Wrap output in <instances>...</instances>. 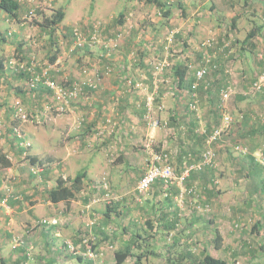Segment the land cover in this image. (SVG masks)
<instances>
[{
	"label": "crops",
	"instance_id": "0c3cea01",
	"mask_svg": "<svg viewBox=\"0 0 264 264\" xmlns=\"http://www.w3.org/2000/svg\"><path fill=\"white\" fill-rule=\"evenodd\" d=\"M160 1L161 4L155 2L146 3V0H126L123 4L125 11L120 15L112 10V3H101L95 5L92 10L97 16L93 21L85 17L77 19L76 23L83 21L79 24L83 28L88 27L84 29L85 31L91 32L95 24L98 26L105 42L117 38L119 46L117 47L118 49L115 48L109 51L102 43H99L95 46L89 45L92 48L87 46L85 52H79L77 53L78 55L75 54L77 57L76 62L88 61L92 67H100L101 78L97 89H88V96L74 101V103L72 102L64 112L59 113L56 109L54 112L48 111L49 109L47 108L50 102V105L53 104L52 93L43 84H39L34 90L29 89L24 78H18L11 70L12 78H18L16 80L17 87L11 88L10 84H7L8 92L4 84L0 85V87H3L0 92V113L4 122V126L0 127V264L93 263L87 257L80 259L79 256L62 255L65 253L62 243L68 240L73 241L75 244L81 242L77 228L83 225L82 221L88 218L86 217L87 208H90L91 205L87 206L91 202L93 194L97 192L96 179L105 173L106 178L108 177L110 180L108 181L113 184L112 174L115 168L127 165L126 167L129 171L135 169L136 165H140L137 170H142L138 172L136 180L133 182L134 186H136L139 178L147 169L146 159L150 153L152 156L155 154L148 148L143 149L144 151H141L142 148H138V144H141L143 140L147 141H143L146 146L148 141L149 143L154 141L163 142L164 144L162 145L169 148L170 154L174 155L172 159H175L177 163L180 162L181 165L188 160L185 156L192 147L186 151L184 150L187 147L184 144L185 141L179 140L178 132L176 135L174 130L176 127L172 125L183 122L184 118L181 119V109L186 101L190 99L191 101L189 102L192 103L194 99L192 96H187L188 89L185 86H189L192 83L191 81H193L195 74L194 68L205 66L202 65L205 61H201L202 54L197 53L195 55L196 61L202 63L193 67L192 64H195L193 53L190 54V58L185 60H177L175 54H171L175 58L173 59V64L171 63L166 70L165 75L167 77L165 76L164 78L168 81L166 85H157L156 80L152 78L150 67V63L154 60H150L149 55L152 57L153 55L151 52L147 53L151 49L152 44L159 49L162 44L167 43V38H172L173 40V38L178 36L177 31H181L180 36L183 37L184 42L191 43L198 42L208 34L219 37V41L228 39L230 35L242 37L245 30L248 29L243 41L251 43V52L254 57L256 58L257 50L255 49L257 47L262 45V50L264 48V17H262V24L260 20H254L251 25H246L241 13V5L235 7L241 13L238 14L237 20L221 23L220 26L216 20L209 21V19H204L206 17L209 18L207 15L211 14V11L221 9L220 5H216L215 2L209 7L204 3L197 5L194 0H179L177 4L172 3L170 5H166L162 0ZM231 4H234V2H231ZM231 4H227V6ZM245 4L249 8L252 7V9L261 8L264 5V0H252ZM224 10H227V8ZM157 11L159 15L156 14ZM161 11L163 12L162 14ZM226 14L228 15V13ZM9 20L15 23H9L10 28L7 34L3 32L5 35L3 37L6 41L5 48L1 50V54H3L4 58L6 56L9 58L11 56V46L15 47V44L23 43L21 38L25 37L22 34L20 35V31L18 33L14 31L17 27L23 28L26 25V21L10 16ZM11 25L14 26L15 30L11 29ZM67 26L72 28L74 25H63L61 22L62 28ZM140 28L142 32H139ZM145 28L147 29L145 30ZM224 28L228 29L225 33ZM250 34L252 36L248 38ZM258 41H261V43H257ZM137 47L139 52L135 53ZM23 53L25 52L21 51V55ZM242 54L250 59L249 51H243ZM31 57L29 55V57L25 58L27 63L30 62L29 58ZM56 60L55 71H51L58 76V79H63V75L65 76L66 73L64 70V73L60 75V72L56 73L58 69H68L69 76L65 77H69L70 81H73L74 77H77V80L81 77V71L79 73L78 70L73 71V59L68 57V52L65 49L57 54ZM70 64L71 66L69 67ZM177 64L187 66L184 86L177 83L178 75L175 70ZM106 65L112 66L113 70L110 73L106 72ZM41 66V63L40 66L34 64V69L30 72L31 75L32 73L41 74L45 71L51 73L48 70H41ZM4 73V71H0V76L4 75ZM3 79L4 77L1 78V81ZM165 86L168 91H164ZM191 90L192 86L189 90V95ZM209 91L211 92V90ZM8 93L13 96V100L7 99L6 94ZM168 95H174V97L171 98ZM182 96H184V99ZM151 98L153 104L150 102ZM16 99L22 101L25 109L32 114V119L23 121L16 116L14 106ZM169 101L174 102L175 106L178 107L169 112L171 114L170 124H172L169 133L171 134L163 139L164 135L161 129L156 130V128L146 125L145 114L148 106L151 105V107H156V110L160 113L159 105L166 108L167 104L169 105ZM189 102L187 103L191 108ZM190 113L192 112L189 111ZM37 117L38 120H36ZM245 122L248 123L247 125L252 126L253 121L250 116H246L244 121L242 119L241 123ZM184 123L188 128L192 129L201 122L198 118H189V121ZM255 129L258 128H251L248 134H244L248 129L242 128L241 132L244 136H241L238 132L234 134L235 137L238 135L239 138H242L244 142L248 143L253 139L251 144L258 143V140H254V138H257L254 132ZM2 135L4 136L1 137ZM138 141L141 142L139 143ZM200 143L196 144L195 147L200 146ZM252 165L255 167L257 164L252 160ZM98 169H101L102 172L91 173L92 170L97 171ZM251 169H253V166H251ZM120 170L122 172L125 171L123 169ZM80 171H86L87 176L84 179L82 189L76 193V196L70 202H66L63 199L54 201L52 192L56 190L58 178L62 177L63 179L72 180ZM37 174H39L38 179L34 180ZM200 182L201 180H195L194 173H190L185 185L191 186V188L194 186L199 188L201 186ZM156 184H161L168 190L173 188L177 192L178 188H180V186H176L177 188L175 186H167L162 181H157L154 185ZM253 184L252 191H254L253 188L259 187L257 180ZM168 194L169 197L172 193ZM215 194L217 196L212 197ZM219 196L218 193L212 191L208 197H194L190 202L200 201L201 206L197 207H202L206 203H210L212 206L217 205V207L219 205L220 207L222 206L220 200L224 198ZM174 197L175 195L171 196L170 199ZM217 197H219V201ZM256 203L255 208L258 215H256L257 219H255L254 225L262 243L260 240L258 241L262 245L255 244L259 247L258 250L264 251V208L261 207V205L264 206V203L262 200ZM79 204L84 205L85 210L81 209ZM44 205L53 208L48 214L39 215L36 210ZM58 207L64 208H61V210ZM220 208H218V213L216 214L219 218L215 221L219 220L222 224L223 222L219 216ZM236 209L235 213L237 215L234 216L233 220L235 222L236 220L239 222L246 220L244 213L240 212V206H236ZM58 211H63V215L61 213L57 216ZM53 217L58 218V223L46 226H37L35 224L41 218ZM131 217V215L128 217L129 221ZM64 218L67 220L65 221L67 224L61 226ZM195 220L196 215H192L191 223H194ZM132 225L139 224L132 222ZM122 227L124 230L127 228L129 235L133 234L132 231L128 230L127 226ZM219 227L222 231L221 235L225 236L223 228ZM104 236L106 237L105 233ZM126 239L121 241L124 243L128 242V238ZM34 246L35 252L38 251V253L34 254L35 258L32 254ZM31 256L32 260H30Z\"/></svg>",
	"mask_w": 264,
	"mask_h": 264
},
{
	"label": "rangeland",
	"instance_id": "374dc122",
	"mask_svg": "<svg viewBox=\"0 0 264 264\" xmlns=\"http://www.w3.org/2000/svg\"><path fill=\"white\" fill-rule=\"evenodd\" d=\"M162 1L165 2L166 5L172 3L177 4L179 2V0ZM251 1L252 0H194L197 5L204 3L210 7L213 2H215L216 5H220L221 9L218 11H211L212 13L207 15L209 18H204L207 20L209 19V21L216 20L217 24L220 26L221 23L237 20L238 14L241 13L245 19L246 25H251V22L254 20H260L262 24L264 5L261 8L252 9V7L249 8L248 5L245 4ZM125 2L126 0H37L36 4L38 7L35 14L31 17L28 15L27 8L23 6L19 20L26 21V25L21 29L17 27L16 30L14 26L11 25V29L15 30L14 32L17 33L20 31V35L22 34L25 37L21 38L23 43L15 44V47L11 46L10 54L11 56H16L18 59L21 58V62L26 67L30 65L27 64V59L25 58L31 55L32 57L29 58V63H31V65L38 64V66H40L41 63V70H48L51 72V76L56 78L59 82L65 84H70L69 82L73 83L77 80V77H74L73 81H70L69 77H65L69 76L68 69L56 70V73L60 72V75L64 73L65 70L66 73L65 76L63 75V79H58V76L54 75L53 71H55L57 60L51 61V58L54 54L57 55L61 50L63 51L65 49L68 52V57L73 59V71L78 70L79 73L81 67L91 66L88 61L76 62L77 57L75 54L85 52L87 46L88 48H92L89 45L86 47L74 48V41L72 40L73 27L83 22L79 21V23H76V21H78L77 19L85 17L93 21L97 16H95L92 10L95 5L101 3H112V10L120 15L125 11L123 5ZM231 2H234V4H231ZM146 3L150 2L146 1ZM227 4L231 5L227 6ZM26 5L28 7V4ZM136 5L138 4L136 3ZM237 5H241V13L235 8ZM61 7L66 11V16L62 24H73L74 26H72V28L71 26L70 28H68L69 26L62 28L60 23L50 37V28L44 23L45 17L54 14V12ZM226 8L227 10H224ZM158 13L157 11L156 14L159 15ZM162 13L161 11V14ZM226 13H228V15ZM9 23L15 22L10 21L8 14L0 9V32L2 30L0 37L3 38V36H5L4 33L7 34L10 28ZM85 28L88 27H84V29ZM146 29L147 28H145V30ZM227 31L228 29L224 28V33ZM139 32H142L141 28ZM177 32L178 36L173 38V40L172 38H167V43L162 44V47H159V49L152 44L151 49L148 50L147 53L151 52L153 55V57L149 55L150 60L167 62L163 70L158 71H155L153 68V61L150 63L153 80H156L157 85H166L168 81L164 78L166 76V70L173 62L175 56L177 60H185L186 58H190L191 53L194 54L193 57L195 60V64L191 63L193 67L199 66L202 63L196 61L195 55L197 53L202 54L200 60L205 61L202 65L209 66L208 74L202 79H197L193 71H191L194 74V79L191 81L192 85H189L190 87L186 85L185 87L188 89L187 96H191V94L189 95V90L191 86H193V83H197V103L196 107L192 109L187 103L191 101L190 99L184 103V107L181 109V119L184 118L183 122L173 125L170 124L171 114L169 112L178 107L175 106V103L172 101H169V105L167 104L166 108L159 105L160 113L156 110V107H151L152 105L148 106L145 114V121L147 126L156 128V130L161 129L164 135L163 139L171 134L169 133L171 125L176 127V129H174L176 135L178 132L179 140H184V144L187 146L184 150L186 151L188 148L192 147L189 149L191 152L188 151L185 156L188 160L181 165L180 162L177 163L175 159H172L174 155L170 154V149L164 147L162 145L164 143L161 141H154L151 143L148 141L147 146L144 144V142L147 141L143 140V143L138 141L139 143L141 142V144H138V148H142L141 151L148 148L155 154H168L169 157L171 155L170 160L176 168V171L182 172L186 167H192L202 162L203 154L208 148V145H211V148L216 152L212 164H202L201 169L196 170L192 168L190 170L191 174H195V180H201V186H199V188L194 186L192 187L193 191L189 192L188 190L191 189V186H186L184 183L178 188L177 192L174 191L173 188L168 190L163 185L156 184L147 193L137 194L134 190L135 186L133 182L136 180L135 178L138 172L142 170H137L140 165H136L134 167L135 169L129 171L127 170V165L115 168L112 174L113 184L109 182L110 180L108 177L106 178L104 173L96 179V184L98 186L96 189L97 192L93 194L94 196L91 198V202L87 207L91 206L87 208V213L85 212L86 217H88L86 219L87 221H82L83 225L77 228V230H79L78 236L81 242L75 244L71 240L64 241L62 247L65 253L62 255L82 256L84 258L88 246H94L92 249L95 251L96 256L93 260V264H117L114 253L116 250L125 246L126 242L124 243L122 241L128 238V241L132 242L134 241L133 237L136 235V232H140L141 236L139 235L136 237L137 244H139L135 248L136 252L134 251L135 253L127 258L126 264L133 263L138 254L142 255L139 264H201L206 253L215 257L218 256L219 258L223 257L229 260L230 264H264V251L258 250L259 247L256 245L262 243L261 238H259L254 225L255 219H257L256 215H258L255 208L257 205L256 202L262 200L264 203V164L260 163L262 162L260 160L264 159V136L261 137V141L257 139L259 141L258 143L251 144L253 141H250L247 145L242 138H239L238 135L235 137L234 134L238 132L241 136H244V134H248L251 128H264V126H262L264 125V85L261 89L255 88V82L264 76V48L262 50V45H260L255 49L257 50L255 58L251 52V43L243 41V38L248 33V29L245 30L244 36L242 37L230 35L228 39L219 41V37L208 34L198 42L191 43L184 42L183 37L180 36L181 31ZM0 42V48L3 50L5 48V42ZM99 43L101 42L95 43L94 46ZM257 43H261V41ZM16 46H18V48H16ZM21 51L25 53L21 55ZM243 51L250 52V59L242 54ZM137 52H139L138 47L135 50V53ZM171 54H175V56ZM23 56L26 57L23 58ZM208 59H210V61H208ZM6 62H8L7 56L5 57V63ZM183 62L186 63L185 61ZM70 66L71 64L69 67ZM195 70L196 68H194V71ZM153 71H155L154 74ZM2 77H4V79L1 81ZM23 78L26 81L27 87L30 89V79L27 80L25 77ZM17 79L12 78L11 74L5 73L0 76V85L4 84L7 90V84H10L11 88H16ZM209 83L210 85H208ZM2 89L3 87H0V92ZM209 90H211V92ZM226 90L229 91V96L227 98L224 97V92ZM164 91H168L166 86L164 87ZM6 96L8 100L14 99L9 93L6 94ZM168 97L173 98L174 95H168ZM182 98L184 99V96H182ZM150 102L153 104L152 98ZM49 111L54 112L55 109L52 108ZM189 111L192 113L189 114ZM225 112L230 113L232 117L231 124L227 127L223 124V115ZM1 116L0 113V117ZM246 116H250L253 123L252 126L247 125L244 128L245 130L248 129V131L243 134L241 132V121L242 119L244 121ZM189 118H198L201 123L192 129L188 128L184 122H188ZM216 129L223 130L222 136L208 144V139ZM3 136L4 135L1 137ZM200 141H202V143H200ZM198 143L201 145L195 147ZM238 143L246 144L249 147H247L249 151H237L235 146ZM155 154L152 156L150 153L149 157L146 159V168ZM252 155L256 158V162L258 161L262 165L261 168H259L260 166L258 167V164L255 165V167L252 165ZM251 166H253V169H251ZM120 169L125 171L122 172ZM98 172H102V170H92L91 173L97 174ZM38 175L39 174H37L34 180L38 179ZM105 178L107 187L103 186ZM256 180L259 183V187L256 189L253 188L254 191H252V187H254L253 183ZM212 191H215V193H218L224 198L220 200V202H222L221 208L219 205L218 207L217 205L212 206L210 203H206L202 207H197L201 204L200 201L190 202L194 197H208ZM168 193L172 194L168 197ZM174 195L175 197L170 199V197ZM216 196L217 194L212 197ZM219 197H217L218 201ZM119 201L121 203L118 207L116 206L115 209H112L110 214H105L108 205L111 206L114 202ZM237 203L239 204L237 205ZM194 205H196L197 208L194 207ZM236 206H240V212L244 213V217L247 218L246 220H242L241 222L237 220L235 222L233 220L234 216L237 215V213H235V210L237 211ZM79 207L85 210L84 205L79 204ZM128 207L131 208L128 209ZM261 207L264 208L263 205H261ZM52 208L53 207L44 205L36 210V212L39 215L48 214ZM58 208L61 209L64 207ZM123 208L125 209L124 211H122ZM218 208H220L219 216L223 222L222 224L219 220L215 221L219 218L216 216ZM61 213L63 215V211H58L57 216ZM130 215L132 217L129 221L128 217ZM192 215H196L194 223H191ZM147 220L153 222V228L146 224ZM63 221V223L61 222V226L67 224L65 218ZM132 222H136V224L138 223L139 225H132ZM35 224L37 226H46L43 224L38 225L37 221ZM123 225L127 226L128 230L132 231L133 234L129 235V232L127 233L126 230L127 228L125 230L123 229ZM219 226L223 228L226 238L221 235L222 231ZM217 233L223 237L220 241L221 245L218 248L215 238ZM258 240H260L261 243ZM245 242L246 244H244ZM35 253H38V251L35 252L34 246V248H32L34 258ZM30 260H32V256Z\"/></svg>",
	"mask_w": 264,
	"mask_h": 264
},
{
	"label": "built area",
	"instance_id": "2783aa9c",
	"mask_svg": "<svg viewBox=\"0 0 264 264\" xmlns=\"http://www.w3.org/2000/svg\"><path fill=\"white\" fill-rule=\"evenodd\" d=\"M32 7H30L28 15L31 17L35 14L37 9V0H27ZM91 32H87L84 30L83 26L80 24H77L73 28V41H74V48L77 47H86L87 45H94L95 43L101 42L103 46H105L109 51L117 48L119 46V41L117 38L113 40H109L108 42H105V39L103 38L102 34L99 31V28L97 25L94 24L92 27ZM73 48V49H74ZM210 61V59H208ZM19 60L17 58H10L8 64L11 65V67L17 68L19 65ZM167 65V62H163L160 60H156L152 62V66L155 69V71L163 70V68ZM33 66L30 65L26 67L30 72L33 71ZM20 67V65H19ZM21 67H24V64H21ZM105 70L107 73H110L113 68L110 65L105 66ZM209 71V66H201L199 68H196L195 74L197 79L204 78ZM44 74H47V71L44 72ZM101 78V68L98 66L90 67V66H83L81 67V77L70 84H65L62 82H59L53 77L46 78L43 80V85L49 89V91L52 93V101L53 104L49 105L47 109H56L57 112H64L67 110V107L70 106V104L74 101H77L83 97L88 96L87 92L88 89H97L99 79ZM40 76H37L36 74L32 73L31 79H30V87H36L39 84ZM264 85V76H262L257 82H255V88L261 89ZM193 91L191 93V96L194 98L192 103H190L191 108L196 107L197 103V83L193 84ZM229 96V91L224 92V97L227 98ZM15 114L16 116L23 120L28 121L31 118V115L24 107L22 101L20 99L15 100ZM48 110V111H49ZM35 115V114H34ZM38 120V117L36 118ZM224 120V126L227 127L229 124H231L232 117L230 113L225 112L223 115ZM4 126L3 119L0 117V127ZM223 130L216 129L215 132L210 136L208 139V144L212 143L213 141L219 139L222 136ZM30 144V143H29ZM235 149L237 151L246 152L248 151L246 146H243L242 144H236ZM216 156L215 150L211 148V145H208V148L206 149L205 153L203 154V161L193 165L192 167H186L184 171L177 172L176 168L172 164L170 157L168 154H155L153 159L149 162L147 169L142 174V176L139 178L136 186H135V192L139 194H144L147 191L151 189V187L157 182L162 181L165 185H176V186H182L189 174L190 170L192 168L198 170L201 169V165L205 164H212L214 157ZM261 163L264 164V159L260 160ZM197 167V168H196ZM104 187H107V181L106 178L104 180ZM189 192H192V188L188 190ZM38 224L43 225H53L58 223V218H43L41 220L37 221ZM85 257L90 258L92 260L95 259V251L92 249L91 246H88L87 251L85 252Z\"/></svg>",
	"mask_w": 264,
	"mask_h": 264
},
{
	"label": "trees",
	"instance_id": "16d2710c",
	"mask_svg": "<svg viewBox=\"0 0 264 264\" xmlns=\"http://www.w3.org/2000/svg\"><path fill=\"white\" fill-rule=\"evenodd\" d=\"M146 1L155 2L157 4H161L160 0H146ZM26 4H28V7H27ZM23 6L25 8H27V12H29L30 7H32V5H30L27 0H0V9L2 11L6 12L10 17H13V18L20 19V14H21ZM64 17H65V11H64V9L62 7L59 8L58 10H56L54 12V14L45 17V22L44 23H46L47 26H49V28H50V37L53 35L55 28L63 21ZM1 33L2 32H0V34ZM251 36H252V34H250V36H248V38L251 37ZM0 41L5 42L6 40H5L4 37L3 38L0 37ZM12 57L17 58L16 56H10L8 58V62H9V59L12 58ZM56 59H57V55L54 54L53 57L51 58V61H55ZM18 60L20 62L19 63L20 67H19V65H18L17 68L11 67V65H9L8 62L5 63V58H4L3 54H1V48H0V71H4L5 73L9 72L7 74H10V70H11L13 72V74L16 75L17 77H25V79H27V80L31 79L32 75H31L30 71L28 69H26L25 65H24V67H21V64H22L21 58H19ZM27 64L31 65V63H27ZM175 70H176V74L178 75V78H177L178 79V83L181 86H184V83L186 82L187 66L186 65H178L177 64L175 66ZM36 75L40 76L39 84H43L42 82L46 78L52 77L51 73L44 74V72L41 73V74H36ZM39 84L36 87H38ZM190 85H192V83H190ZM36 87L34 86V87L30 88V89L34 90ZM247 124L248 123H246V122L242 123V128H245L247 126ZM262 126H264V125H262ZM263 129L264 128L258 127V129L254 130V132L257 135V138H254V140L258 139V140L261 141V137L264 136V130ZM247 139L249 140V138H247ZM251 141H253V139H251ZM248 143L246 142L247 145H248ZM246 144H242V145L243 146L245 145L246 147H248ZM249 153H251V152H249ZM252 160L255 161L256 164H258V167L260 166L259 168H261V166H262L260 164L261 162L260 163L258 161L256 162V158L253 155H252ZM86 176H87V172L86 171H80V172H78L76 174V176L74 178H72V180H67V179H63L62 177H59L58 180H57L58 185L56 187V190H54V192H52L53 193L52 197L54 198V201H58L60 199H63L66 202H70V200L73 199L76 196V193L79 190L82 189L83 182H84V179H85ZM170 186H176V185H170ZM137 194H139V193H137ZM120 203L121 202L119 201V202H114L113 205H111V206L108 205V209H107L105 214H110L112 209H115L116 206L118 207L120 205ZM124 208H123L122 211L125 210ZM129 208H131V207H128V209ZM146 223H147L148 226L153 228V222L151 220H147ZM167 225L171 226L170 224H167ZM123 226H125V225H123ZM139 235L141 236V233H137L136 232V235H134V237H133L134 241L126 242V244H125V246L123 248H120V249L115 251L114 257H115V260H116L117 264H126L127 258L130 255H133L136 252L135 248L139 245V244H137L136 237L139 236ZM215 238H216L217 248H218V247H220V245H221L220 241L223 238L218 233L215 236ZM92 248H94V246ZM141 257H142V255L138 254L136 260L133 263H131V264H139V260H140ZM79 258L81 259L82 256H79ZM92 262H93V260H92ZM91 264H93V263H91ZM201 264H230V263H229V260H227V259L218 258V257H215V256L209 254V253H206L204 258H203V262Z\"/></svg>",
	"mask_w": 264,
	"mask_h": 264
}]
</instances>
